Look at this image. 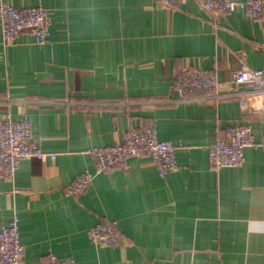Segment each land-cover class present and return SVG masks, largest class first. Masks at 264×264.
I'll use <instances>...</instances> for the list:
<instances>
[{"label": "crops", "instance_id": "obj_1", "mask_svg": "<svg viewBox=\"0 0 264 264\" xmlns=\"http://www.w3.org/2000/svg\"><path fill=\"white\" fill-rule=\"evenodd\" d=\"M41 5L50 36L26 34L5 43L0 22V119H28L42 151L0 178V228L18 217L22 264L54 253L74 264H264V114L238 99L184 100L172 77L185 67L225 82L245 54L264 68V19L238 10L214 19L196 0L175 9L157 0H8ZM153 124L177 147V169L160 174L147 155L126 169L95 171L89 151L121 142L130 125ZM250 125L258 147L244 163L215 170L208 147L222 127ZM85 170L90 187L70 196L66 185ZM109 219L121 242L92 243L88 230Z\"/></svg>", "mask_w": 264, "mask_h": 264}, {"label": "built area", "instance_id": "obj_2", "mask_svg": "<svg viewBox=\"0 0 264 264\" xmlns=\"http://www.w3.org/2000/svg\"><path fill=\"white\" fill-rule=\"evenodd\" d=\"M166 8H178L182 0H157ZM201 8L214 19L238 10L244 11L253 21L264 19V0H196ZM1 35L5 43H15L26 34L34 43L45 44L50 36L51 16L41 5L15 7L8 0H0ZM172 90L179 100L186 95L200 92V99L215 101L222 98L238 99L242 111L264 114V68L251 69L246 64L245 54L239 55L238 68L227 83L216 73L199 68L185 67L172 77ZM224 136L218 138L208 149V158L213 169L238 167L244 163V149L258 147L250 125H227L222 127ZM264 153V145H262ZM177 147L170 141L160 140L156 128L149 122L130 125L121 142L92 148L89 153L95 171L116 168L126 169L132 156L147 155L162 175L177 169ZM55 155L42 151L33 137L28 119L14 121L10 117L0 119V178L12 179L23 159L44 160ZM93 181V172L85 170L75 176L65 187L67 195L75 196L86 191ZM92 243L113 247L122 240L118 224L109 219L88 230ZM24 246L21 243L18 217L0 228V264H22ZM45 264H74L71 258H61L52 252L46 255ZM200 264H211L202 262Z\"/></svg>", "mask_w": 264, "mask_h": 264}]
</instances>
